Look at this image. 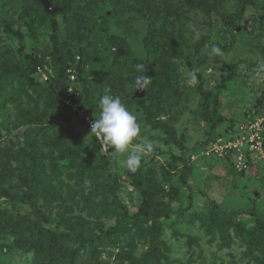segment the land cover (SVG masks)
Here are the masks:
<instances>
[{
  "label": "trees",
  "instance_id": "trees-1",
  "mask_svg": "<svg viewBox=\"0 0 264 264\" xmlns=\"http://www.w3.org/2000/svg\"><path fill=\"white\" fill-rule=\"evenodd\" d=\"M49 1L54 7H63L62 11L48 14L37 0H23L22 4L30 25L36 17L46 21L51 44L48 53H26L23 46L16 50L5 47L0 53V107L4 108L6 93L13 89L17 96L26 99L25 107L13 104L22 128V147L2 145L0 133V200L25 207L23 213L14 214L0 209V237L12 240L8 247L0 248V253L4 248L20 250L31 254V264H76L79 253L85 251L87 264H102L101 249L117 248L119 238L128 236L115 254V264H166L168 247L161 232L163 221L170 218L172 211L158 200L178 201V188L169 183L166 189L163 182L169 179L165 174L163 180L158 179L154 172L143 171L142 162L135 173L125 169V179L142 198L136 209L128 210L117 197L116 177L106 171L114 148L105 145L107 149L103 151L95 134L65 108L63 101L70 98L81 103L96 119L100 111L98 99L110 90L108 94L119 95L128 110L134 108L142 114L144 126L159 132L166 144L184 151L183 137L170 123L174 101L181 95L173 75L177 61H182L188 71L197 70L195 92L199 96L200 118L211 131L225 121L219 112V94L205 89L197 51L187 45L188 15L199 11L233 30L254 0H234L233 13L225 12L228 0H161L162 8L158 0H109V12L100 13L92 8L96 0H79L80 4L75 0ZM131 14L147 22L143 38L146 58L134 53L125 32L110 31L111 21L120 26L126 23L121 17ZM58 15L66 23L65 41L60 39L55 20ZM8 32L22 38L13 28ZM180 46L185 47V53ZM115 49L123 54L118 56ZM139 63L146 66L144 74L152 77L142 98L134 97L135 77L142 74L134 67ZM73 64L77 82L75 92H70L66 71ZM234 67L225 64V71L231 74L222 76V86L234 75ZM38 69L46 74V80ZM259 106L262 108L253 116L264 109L261 103ZM72 121L79 122L82 133L90 134V145L62 130L63 124ZM217 136L211 137V141ZM180 161L184 167L179 178L185 185L191 166L185 158ZM70 170H76L77 173L68 175L79 186L86 178L92 176L94 180V175L102 179L99 183L94 180V193L102 199V215L113 218V225L105 230L95 229L80 215L55 211L53 207L57 204L64 207L67 204L63 203L62 191L54 181L62 171ZM249 211L220 209L212 203L200 222L208 233L219 234L227 243L233 238L241 241L248 253L257 254L258 263L264 264V218H255L248 228L239 217L250 214Z\"/></svg>",
  "mask_w": 264,
  "mask_h": 264
},
{
  "label": "rangeland",
  "instance_id": "rangeland-1",
  "mask_svg": "<svg viewBox=\"0 0 264 264\" xmlns=\"http://www.w3.org/2000/svg\"><path fill=\"white\" fill-rule=\"evenodd\" d=\"M75 1L80 4L79 0ZM158 3L159 8H162L161 0ZM22 4L23 0H0V53L5 47L16 50L23 46L26 53L47 54L51 44L46 21L36 17L30 25L22 12ZM225 5L226 13L235 11L234 0H228ZM92 8L97 13L109 12V0H96ZM188 18L185 23L187 45L197 51L198 70L204 79L205 89L219 94V112L225 121L211 131L200 118L199 96L195 92L197 84L192 86L187 82L188 70L182 61H177V70L173 75L181 95L174 101L176 106L171 110L170 123L178 135L183 137L184 151L166 144L159 132L144 126L142 114L134 108L129 111L137 117L141 132L129 145V151L144 140L152 142L153 151L141 158L143 171L154 172L160 180H163L165 174L169 181L163 182L164 187L167 189L171 183L180 192L178 201L167 203L165 199L158 200L167 204L172 211L170 218L163 221L161 232L168 247L166 264H259V256L249 254L241 241L233 238L227 243L219 234L208 233L201 225L200 218L212 203L225 210H250V214L239 217L248 228L253 226L255 218H264V159H256V163L251 164L241 175L238 174L240 171L237 172L230 166L228 159L220 160L204 154L211 137L228 136L234 132L237 124L256 117L253 114L262 108L260 103L264 107V0H254L233 30H227L219 21L199 11L190 12ZM121 19L126 23L118 26L111 21L110 31L116 34L125 32L134 53L146 58L143 38L147 32V22L134 14L122 16ZM55 20L59 24L60 39L65 41L66 23L61 15L56 16ZM11 28L18 31L22 38L9 33ZM213 45L222 49V56L211 54ZM180 50L185 53V47L180 46ZM228 63L235 66L234 75L222 86V76L231 74L224 69ZM16 93V89L7 91L5 106L0 107V133L2 145L20 149L22 128L13 104L25 107L26 99ZM62 130L78 136L86 145L91 143L90 134L82 133L78 121L63 124ZM127 155L128 152H111L106 171L116 177L117 197L121 204L128 210H133L141 204L142 198L140 192L125 179L126 168L122 162ZM180 158H185L191 166L185 185L179 178L184 167ZM75 171H62L54 181L62 191L63 203L67 205L64 207L61 203L53 208L59 214L67 210L69 214L80 215L89 221L90 227L105 230L113 225L114 219L102 215V199L94 193V180L99 183L102 179L94 175V180L91 176L79 186L68 175L77 173ZM0 209L9 214L25 211V207L3 199L0 200ZM230 235L233 236V230H230ZM127 238L128 236L120 237L117 248L101 249L102 264H115V254L124 246ZM11 242V238L0 237V248L8 247ZM31 260V254L20 250L4 248L0 253V264H31ZM87 262L86 252L81 251L76 264Z\"/></svg>",
  "mask_w": 264,
  "mask_h": 264
},
{
  "label": "clouds",
  "instance_id": "clouds-1",
  "mask_svg": "<svg viewBox=\"0 0 264 264\" xmlns=\"http://www.w3.org/2000/svg\"><path fill=\"white\" fill-rule=\"evenodd\" d=\"M211 54L222 56L223 51L220 47L213 45ZM134 67L137 72L142 73L135 77V90L144 91L152 83V77L144 74L146 66L143 63L136 64ZM186 77L190 85L195 86L198 83L197 70L187 71ZM109 92L110 90H106V93L98 99L99 116L92 122L91 131L116 152H128L127 158L122 163L127 171L135 173L140 167L142 155L153 151V143L144 140L129 151V145L139 136L141 126L137 122V117L122 103L121 97L108 94Z\"/></svg>",
  "mask_w": 264,
  "mask_h": 264
},
{
  "label": "built area",
  "instance_id": "built-area-1",
  "mask_svg": "<svg viewBox=\"0 0 264 264\" xmlns=\"http://www.w3.org/2000/svg\"><path fill=\"white\" fill-rule=\"evenodd\" d=\"M79 60V57H76ZM76 64H73L66 71L68 81L70 82L69 91L75 92L74 85L77 82ZM42 78L47 79L46 74L38 69ZM66 109L72 112L74 117L83 121L84 127L91 131V124L94 119L86 111L84 106L79 102H74L68 98L63 101ZM96 136V135H95ZM102 144V150L105 151L107 147L103 142L96 137ZM205 155H212L220 160H229L235 171H246L251 164L256 163L255 160L264 159V109L254 119L242 121L237 124L234 132L228 136H217L214 140L209 142Z\"/></svg>",
  "mask_w": 264,
  "mask_h": 264
},
{
  "label": "water",
  "instance_id": "water-1",
  "mask_svg": "<svg viewBox=\"0 0 264 264\" xmlns=\"http://www.w3.org/2000/svg\"><path fill=\"white\" fill-rule=\"evenodd\" d=\"M43 7L44 11L48 14L51 13H58L61 12L63 7L57 8L52 6L49 0H37ZM116 53L118 56H121L123 54L122 50L120 49H115ZM145 90L144 91H136L134 97L136 98H142L144 96Z\"/></svg>",
  "mask_w": 264,
  "mask_h": 264
}]
</instances>
